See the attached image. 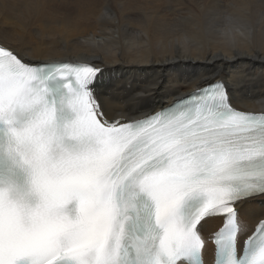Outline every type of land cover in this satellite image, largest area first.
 Masks as SVG:
<instances>
[{"label":"snow or ice","instance_id":"1","mask_svg":"<svg viewBox=\"0 0 264 264\" xmlns=\"http://www.w3.org/2000/svg\"><path fill=\"white\" fill-rule=\"evenodd\" d=\"M102 76L0 43V264H202L209 243L264 264V218L249 227L237 207L264 197V116L218 83L119 119Z\"/></svg>","mask_w":264,"mask_h":264},{"label":"bare ground","instance_id":"2","mask_svg":"<svg viewBox=\"0 0 264 264\" xmlns=\"http://www.w3.org/2000/svg\"><path fill=\"white\" fill-rule=\"evenodd\" d=\"M0 43L98 67L100 102L119 119L218 80L237 109L264 113V0H0ZM237 207L249 227L264 218V197ZM221 223L207 218L203 235Z\"/></svg>","mask_w":264,"mask_h":264},{"label":"rangeland","instance_id":"3","mask_svg":"<svg viewBox=\"0 0 264 264\" xmlns=\"http://www.w3.org/2000/svg\"><path fill=\"white\" fill-rule=\"evenodd\" d=\"M37 62V61H36Z\"/></svg>","mask_w":264,"mask_h":264}]
</instances>
